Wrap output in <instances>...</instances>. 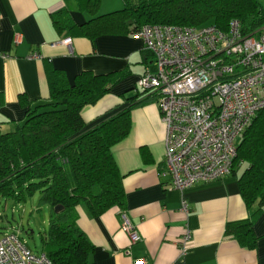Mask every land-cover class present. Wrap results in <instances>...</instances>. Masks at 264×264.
Returning a JSON list of instances; mask_svg holds the SVG:
<instances>
[{
    "label": "crops",
    "instance_id": "1",
    "mask_svg": "<svg viewBox=\"0 0 264 264\" xmlns=\"http://www.w3.org/2000/svg\"><path fill=\"white\" fill-rule=\"evenodd\" d=\"M258 1L264 6V0ZM123 8V0H102L99 15ZM55 18L77 25L91 19L77 0H0L2 132L13 130L25 119L27 108L19 102L21 95L31 108L49 99L48 67L65 73L71 84L84 71L98 75L127 72L96 105L84 108L88 128L127 107L124 94L137 93V83L151 62L141 38L106 35L92 42L59 31ZM67 38L72 39L71 47L62 43ZM165 140L166 125L157 100L132 110L131 132L112 150L123 177L125 208H112L96 217L85 205L75 210L78 228L94 247L88 264H135L138 259L145 264H264V209L254 219L255 248L243 247L227 233L229 224L250 220L255 212L240 191L241 171L185 191L168 189ZM184 201L188 211L182 208ZM119 209L137 229L139 242L130 244ZM10 229L15 231L11 226L7 232ZM187 232L189 242L184 241Z\"/></svg>",
    "mask_w": 264,
    "mask_h": 264
},
{
    "label": "trees",
    "instance_id": "2",
    "mask_svg": "<svg viewBox=\"0 0 264 264\" xmlns=\"http://www.w3.org/2000/svg\"><path fill=\"white\" fill-rule=\"evenodd\" d=\"M101 1L77 0L91 19L77 25L55 18V26L67 30L71 37L92 42L155 25L213 24L227 32L236 20L245 36L264 26V6L258 0H123V9L99 15ZM46 75L49 99L31 108L27 97L21 95L19 102L27 108L25 119L9 132L0 129V197L25 204L39 194V207L51 209L50 226L42 239L43 253L53 264H88L94 247L76 224V207L85 205L95 217L112 208H125L123 177L112 150L130 134L132 110L157 97L136 86L135 95H123L127 107L88 128L84 108L96 105L127 72L98 75L84 71L73 84L65 73L51 67ZM3 105L0 93V108ZM240 171V191L255 212L250 220L229 224L227 233L243 247L255 248L254 219L264 209V110L238 145L232 174ZM57 206L64 210L56 213Z\"/></svg>",
    "mask_w": 264,
    "mask_h": 264
},
{
    "label": "built area",
    "instance_id": "3",
    "mask_svg": "<svg viewBox=\"0 0 264 264\" xmlns=\"http://www.w3.org/2000/svg\"><path fill=\"white\" fill-rule=\"evenodd\" d=\"M133 35L151 56L137 87L156 95L166 125L168 189L185 191L230 176L244 133L264 110V26L248 36L236 20L227 32L213 24L155 25ZM62 43L71 47L72 39ZM182 208L189 210L186 201ZM118 213L130 244L139 242L126 213ZM190 239L187 232L184 241ZM0 264L53 263L45 253H33L13 231L0 238Z\"/></svg>",
    "mask_w": 264,
    "mask_h": 264
},
{
    "label": "rangeland",
    "instance_id": "4",
    "mask_svg": "<svg viewBox=\"0 0 264 264\" xmlns=\"http://www.w3.org/2000/svg\"><path fill=\"white\" fill-rule=\"evenodd\" d=\"M50 215L49 206L39 207V194L32 196L25 204L0 197V238L12 226L33 253L42 254V238L49 229Z\"/></svg>",
    "mask_w": 264,
    "mask_h": 264
},
{
    "label": "water",
    "instance_id": "5",
    "mask_svg": "<svg viewBox=\"0 0 264 264\" xmlns=\"http://www.w3.org/2000/svg\"><path fill=\"white\" fill-rule=\"evenodd\" d=\"M64 210V208L62 207V206H57L56 208H55V212L56 213H60V212H62Z\"/></svg>",
    "mask_w": 264,
    "mask_h": 264
}]
</instances>
